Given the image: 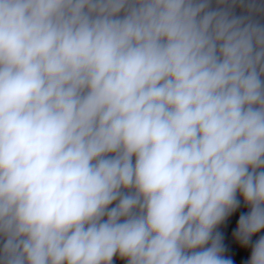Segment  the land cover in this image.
<instances>
[{
    "label": "clouds",
    "instance_id": "1",
    "mask_svg": "<svg viewBox=\"0 0 264 264\" xmlns=\"http://www.w3.org/2000/svg\"><path fill=\"white\" fill-rule=\"evenodd\" d=\"M0 264H264V0H0Z\"/></svg>",
    "mask_w": 264,
    "mask_h": 264
}]
</instances>
